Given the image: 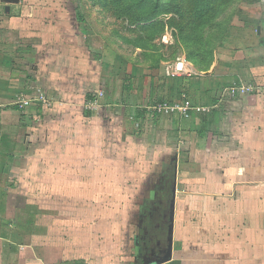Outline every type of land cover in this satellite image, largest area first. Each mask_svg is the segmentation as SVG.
Returning a JSON list of instances; mask_svg holds the SVG:
<instances>
[{
  "label": "crops",
  "instance_id": "crops-1",
  "mask_svg": "<svg viewBox=\"0 0 264 264\" xmlns=\"http://www.w3.org/2000/svg\"><path fill=\"white\" fill-rule=\"evenodd\" d=\"M62 5L0 0V264H122L127 244L141 263L142 235L133 246L121 207L147 186L159 205L169 169L174 243L163 264H254L264 255V0L247 23L230 25L208 64L181 57L186 72L177 73L178 61L151 48L150 60L141 51L130 71L118 64L107 75L120 57L108 60L77 9ZM235 85L256 89L230 92ZM102 88L106 104L90 107ZM22 98L30 104L21 107ZM186 102V112L153 109ZM113 128L148 142L146 173L126 167L131 155L109 151Z\"/></svg>",
  "mask_w": 264,
  "mask_h": 264
},
{
  "label": "rangeland",
  "instance_id": "rangeland-1",
  "mask_svg": "<svg viewBox=\"0 0 264 264\" xmlns=\"http://www.w3.org/2000/svg\"><path fill=\"white\" fill-rule=\"evenodd\" d=\"M62 2V6L65 8L77 9L79 25L84 31L86 30L94 36L95 47L103 50L104 56L108 60L110 58L113 63L120 57L121 60L117 61V64L114 63L116 66L110 63L108 64L109 67L105 66L101 73L106 75L109 73L110 67L112 73H117L118 64H121L120 69L123 71L125 68L129 70L130 63H138L135 55L141 54V51L146 54L147 60H150L151 48L160 50V54L169 63L173 61L176 63L181 57L189 58V53H191L194 54L193 58L195 59L193 60L198 65L200 63L208 64L213 59L211 56L220 46L219 41L227 33L230 25L233 22L240 23L241 21L247 23L248 18L253 17V13H255L252 11L254 0H62ZM199 14L202 17H199ZM203 53H207V56H204ZM99 54L102 56V53ZM202 54L203 56H201ZM128 81L129 79H126V82ZM101 90L104 93L102 104H106L104 103L106 90L105 88ZM118 103H109L108 105L114 108V114L121 115ZM130 125L132 127V124ZM130 125L127 126L128 129H130ZM120 137L118 129L113 128L111 133L104 138L109 151L120 153L119 155H131L132 158L126 161V167L142 166L143 173H146L152 161L141 159V157L149 156L151 149L148 142L135 143L131 140L132 137ZM122 160L119 159L118 163ZM114 162L116 161L110 162L111 166L115 165ZM168 175L172 179L170 169ZM116 178L122 182L126 179L129 185L132 184L129 175H126L125 178L123 175H115V181L118 183ZM150 178H154L157 182L155 176L152 175ZM164 179L159 178L158 181L161 191L163 190L159 193L158 204L161 206L158 205L159 209L166 208L168 193H166L167 189L164 188ZM111 186L113 187V183ZM147 187L140 193V196L134 197L135 205L132 208L127 205L121 207V214L127 215V221L130 222L127 226L128 232L137 237L133 240V246L140 244V236L146 228L147 233L143 236L149 234L155 222V215L158 216L159 209L156 208L155 201L156 186L148 189ZM69 194L70 192H65L63 200H67ZM102 194L96 192L95 197L99 199ZM104 194L110 195L111 206H115L117 200L120 201L116 192L111 191ZM172 195L173 189L171 190ZM169 209H171V202H169ZM113 210L111 208L112 212ZM116 212L112 214V217L118 216L119 213ZM112 242L115 243L116 241L112 240ZM146 242L145 240L142 241L143 256H147L148 243ZM132 249L129 244L121 247L122 264H137L136 261L134 262V258H138V255L133 253L135 248ZM253 263L264 264V255L256 256L255 254ZM138 264L143 263L141 261Z\"/></svg>",
  "mask_w": 264,
  "mask_h": 264
},
{
  "label": "flooded vegetation",
  "instance_id": "flooded-vegetation-1",
  "mask_svg": "<svg viewBox=\"0 0 264 264\" xmlns=\"http://www.w3.org/2000/svg\"><path fill=\"white\" fill-rule=\"evenodd\" d=\"M164 184H165L164 188L167 189L166 193H168L167 202L165 204L166 208L159 209L156 202V208L159 209L158 212L156 209L158 216L157 214L155 215L156 216L155 222L149 234L143 236L145 233H147V228L142 234V241L145 240L147 241L146 243H148L147 256H143V253L141 254V258H142L141 261L143 264L145 263L156 264V262L158 260H161L162 257L165 255L166 250L168 248V244H169L168 236H169V224H170L169 202L171 200V190L173 189V180L171 178L165 179ZM160 188L161 186L159 184V189Z\"/></svg>",
  "mask_w": 264,
  "mask_h": 264
},
{
  "label": "built area",
  "instance_id": "built-area-1",
  "mask_svg": "<svg viewBox=\"0 0 264 264\" xmlns=\"http://www.w3.org/2000/svg\"><path fill=\"white\" fill-rule=\"evenodd\" d=\"M174 69L177 73L186 72V68H185L183 61H178L175 64ZM255 89H256V87H254V86H245V85L236 86L235 85V86H232L230 88V92H232V93H235V92H253ZM103 96H104V94L101 92L98 95V97L95 98V100L93 102L89 103V106L90 107L94 106V108H96L98 105H101L100 100L103 98ZM19 104L21 107H25V106L30 104V100L22 98L21 100H19ZM188 107H189V104L187 102L185 103V105H180V106L167 104V103H160V104H156L153 107V109L158 111V112H161L163 110H173L174 108H178V109L186 112L188 110Z\"/></svg>",
  "mask_w": 264,
  "mask_h": 264
},
{
  "label": "water",
  "instance_id": "water-1",
  "mask_svg": "<svg viewBox=\"0 0 264 264\" xmlns=\"http://www.w3.org/2000/svg\"><path fill=\"white\" fill-rule=\"evenodd\" d=\"M8 1H14V0H8ZM175 202H176V185L174 183L173 195L171 197V209H170V224H169V236H168L169 244L165 255L162 257L161 260H158L156 264L166 263L173 258Z\"/></svg>",
  "mask_w": 264,
  "mask_h": 264
},
{
  "label": "trees",
  "instance_id": "trees-1",
  "mask_svg": "<svg viewBox=\"0 0 264 264\" xmlns=\"http://www.w3.org/2000/svg\"><path fill=\"white\" fill-rule=\"evenodd\" d=\"M169 1H171V0H169ZM255 1H257V0H255ZM164 6H165V4H164ZM199 17H202V15L201 14H199ZM204 54V56L206 55L207 56V53H203ZM203 54L201 55V56H203ZM194 57V54H191V53H189V58H191V59H195V58H193ZM131 88V85L129 84V83H125L124 84V89H126V90H128V89H130ZM91 97V96H90Z\"/></svg>",
  "mask_w": 264,
  "mask_h": 264
}]
</instances>
